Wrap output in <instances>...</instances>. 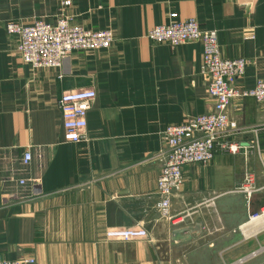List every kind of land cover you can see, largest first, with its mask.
Masks as SVG:
<instances>
[{"label":"crops","instance_id":"0c3cea01","mask_svg":"<svg viewBox=\"0 0 264 264\" xmlns=\"http://www.w3.org/2000/svg\"><path fill=\"white\" fill-rule=\"evenodd\" d=\"M70 1L64 8L62 0H0V255L36 264H199L207 233L232 235L264 210V106L250 98L231 102L232 123L248 131L233 138L238 153L184 166L172 217L162 218V133L211 112L213 101L200 71L202 44H154L147 34L194 19L217 32L223 58L248 61L235 85L252 89L264 80V0ZM60 17L111 30L114 42L106 50L76 51L59 68L31 69L7 23ZM87 89L96 99L86 140L68 143L58 101ZM28 148L33 159L25 165ZM247 175L256 189L249 199L237 192ZM139 225L151 242L106 239L110 228ZM198 225L199 235L172 240L176 229ZM241 233L246 240L264 236Z\"/></svg>","mask_w":264,"mask_h":264},{"label":"built area","instance_id":"2783aa9c","mask_svg":"<svg viewBox=\"0 0 264 264\" xmlns=\"http://www.w3.org/2000/svg\"><path fill=\"white\" fill-rule=\"evenodd\" d=\"M62 6H71V1L62 0ZM6 31L10 36L18 38L17 52L33 70L59 68L76 51L106 50L114 42L111 30H87L72 25L65 17H60L56 23L36 20L29 26L9 22ZM147 38L154 44H167L171 47L200 42L203 46L200 71L208 81V91L213 101L211 112L190 117L184 124L169 126L162 133L164 150L161 153L163 166L157 180V194L160 197L158 206L162 218L171 219V200L183 186L184 166H207L217 153H238L240 145L233 138L248 131L232 123L229 105L233 100L250 98L264 106V80L257 81L252 89L238 88L235 83L245 75L248 61L223 58L217 32L201 29L194 19L156 26L147 34ZM95 99L96 92L92 89L67 92L61 96L58 106L66 142L77 144L86 140L88 112ZM32 159L28 148L22 161L28 165ZM253 182V176L247 175L237 192L251 198L256 191ZM19 184L25 185V180H20ZM105 236L107 241L116 242L152 241L149 233L140 225L110 228ZM0 264L36 263L30 257L9 260L0 255Z\"/></svg>","mask_w":264,"mask_h":264},{"label":"rangeland","instance_id":"374dc122","mask_svg":"<svg viewBox=\"0 0 264 264\" xmlns=\"http://www.w3.org/2000/svg\"><path fill=\"white\" fill-rule=\"evenodd\" d=\"M232 226V224H229ZM236 225V224H233ZM236 226H233V228ZM236 229L232 235L223 233H207L205 246L207 252L197 251L201 254L199 264H264V236H254L246 240L242 233Z\"/></svg>","mask_w":264,"mask_h":264},{"label":"bare ground","instance_id":"6f19581e","mask_svg":"<svg viewBox=\"0 0 264 264\" xmlns=\"http://www.w3.org/2000/svg\"><path fill=\"white\" fill-rule=\"evenodd\" d=\"M241 231L246 238L264 231V210L260 215L253 217L249 222L245 223L241 227Z\"/></svg>","mask_w":264,"mask_h":264},{"label":"water","instance_id":"95a60500","mask_svg":"<svg viewBox=\"0 0 264 264\" xmlns=\"http://www.w3.org/2000/svg\"><path fill=\"white\" fill-rule=\"evenodd\" d=\"M190 232L189 236H183L184 233H188ZM201 226L198 225V228H180V229H176L173 232V241L174 242H184V241H188L192 238L193 234L199 235L201 233Z\"/></svg>","mask_w":264,"mask_h":264}]
</instances>
